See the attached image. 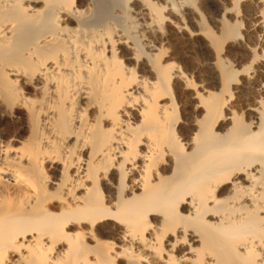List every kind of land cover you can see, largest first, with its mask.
Here are the masks:
<instances>
[{"label":"bare ground","instance_id":"bare-ground-1","mask_svg":"<svg viewBox=\"0 0 264 264\" xmlns=\"http://www.w3.org/2000/svg\"><path fill=\"white\" fill-rule=\"evenodd\" d=\"M0 264H264V0H0Z\"/></svg>","mask_w":264,"mask_h":264}]
</instances>
